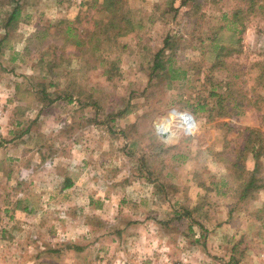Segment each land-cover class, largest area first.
<instances>
[{
    "label": "rangeland",
    "instance_id": "rangeland-1",
    "mask_svg": "<svg viewBox=\"0 0 264 264\" xmlns=\"http://www.w3.org/2000/svg\"><path fill=\"white\" fill-rule=\"evenodd\" d=\"M18 1L7 28L0 0V264H264V153L245 149L251 128L264 144V0L220 58L237 0H125L141 26L111 41L90 39L103 0Z\"/></svg>",
    "mask_w": 264,
    "mask_h": 264
},
{
    "label": "trees",
    "instance_id": "trees-1",
    "mask_svg": "<svg viewBox=\"0 0 264 264\" xmlns=\"http://www.w3.org/2000/svg\"><path fill=\"white\" fill-rule=\"evenodd\" d=\"M16 2V6L7 18V21L5 23V27L9 28L13 21H18L20 15L22 6L19 3L18 0H13V2ZM125 0H103L104 4V10L106 11L107 15V21L104 22L103 25H100L101 21L96 22V31L92 33V36L90 37L91 40H96L97 38H100L103 34L105 35V40L111 41L112 39H117L120 36L126 35L134 30H136L137 27L141 26L140 21H134L133 16H129L128 12H123V4ZM228 1H234V0H228ZM239 3L232 7L230 11H224L222 14V20L223 23L218 29L220 31H226L230 33V37L234 40V43L227 44L220 40L219 33L216 32L213 36V46L214 50H212L211 54L214 55L217 58H220L223 54H230L229 52L233 51V49L240 50L238 46H240V43L242 41V34L244 33L245 29L247 28V24L245 23V20L249 17L247 15L251 13L257 12L260 8H262V5H260L259 0H237ZM188 0H183L182 3L186 4ZM244 4H243V3ZM170 8L177 11V7L174 6V0H172ZM164 46L162 49L156 54L157 60H159L160 56L164 53L167 47H170V37H167L164 41ZM207 54V50L205 51ZM157 62V61H156ZM256 79L258 81H264V64L263 66L259 67L258 74L256 76ZM212 95L217 96V103L221 107L219 114H226V111L224 108V100L225 95L224 93H216L215 91H212ZM196 110V109H195ZM262 133L259 132V130L251 128L249 129V136L247 137L245 141V149L249 150H257L260 153H264V144L262 143ZM258 163V162H257ZM258 167H255V169L252 171V175L249 179V181L243 182V191L247 193L251 187L255 185V188L258 189L260 185L257 184V179L254 177L255 170ZM66 183L63 185V188H67L72 186V182L70 179H66ZM245 197V196H244Z\"/></svg>",
    "mask_w": 264,
    "mask_h": 264
},
{
    "label": "crops",
    "instance_id": "crops-1",
    "mask_svg": "<svg viewBox=\"0 0 264 264\" xmlns=\"http://www.w3.org/2000/svg\"><path fill=\"white\" fill-rule=\"evenodd\" d=\"M110 260L112 259V257L109 258ZM110 262V261H109Z\"/></svg>",
    "mask_w": 264,
    "mask_h": 264
}]
</instances>
